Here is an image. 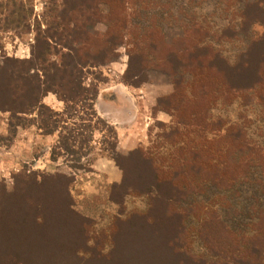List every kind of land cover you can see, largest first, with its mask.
<instances>
[{"label":"rangeland","instance_id":"obj_1","mask_svg":"<svg viewBox=\"0 0 264 264\" xmlns=\"http://www.w3.org/2000/svg\"><path fill=\"white\" fill-rule=\"evenodd\" d=\"M15 1L29 10L30 29H17L15 23L5 30L6 16L0 14V66L5 58L32 59L37 34L41 30L45 35L63 2ZM126 5L129 31L124 43L96 68L84 69V85L98 86L95 110L107 109L101 98L97 103L101 92L119 85L128 90L118 114L124 123L120 127H125L121 134L125 147L119 146L115 127L102 118L115 129L118 157L112 151L110 128L98 125L92 135L90 123L75 118L76 126L68 127L86 130L80 133L87 156L63 153L53 161L58 133L56 142L44 147L34 136L35 114L12 119L9 112L0 111V207L5 216L0 231L6 234L2 238L6 246L0 239V256L24 248L37 229L35 220L48 216L43 239L35 241L44 248L43 254L29 264H112L89 255L74 259L71 250L81 240L66 211L64 189L68 187L73 209L94 223L93 235L105 232L116 218L137 222L133 216L149 212L151 198L160 197L153 166L144 161L150 159L153 165L161 164L166 175H178L180 216L174 217L180 246L175 252L180 254L167 255L165 250L166 257L160 259L151 250L154 243L137 239L128 229L135 240L124 239L132 248L116 252L119 264H246L251 239L264 227V0H128ZM99 12L108 15L109 6L101 2ZM86 30L105 35L108 24L101 21ZM150 33L163 42L156 54L146 50L141 61L132 57L128 38L145 45ZM164 44L171 47V54ZM11 121L20 126L13 130ZM101 159L121 171L119 181H113L108 169H100ZM56 175L71 183L52 180ZM160 189L161 196L173 193L168 184ZM157 207L161 211L165 204ZM15 238L17 247L11 243ZM89 243L94 254L115 251L109 243L99 247Z\"/></svg>","mask_w":264,"mask_h":264},{"label":"trees","instance_id":"obj_2","mask_svg":"<svg viewBox=\"0 0 264 264\" xmlns=\"http://www.w3.org/2000/svg\"><path fill=\"white\" fill-rule=\"evenodd\" d=\"M101 2L109 6L108 15L102 16L100 14L99 6ZM127 3L128 0H63L62 10L56 15V20L49 27V30L43 32L45 35L42 34L41 30L37 34L36 47L34 48L37 49L32 53V59L15 60L5 58L0 66V111L9 112L12 119H18L22 114H35L33 125L37 127L42 135L49 136L58 133V144L51 151L53 161H56L63 153L71 156L80 154V159L87 156L83 154L85 141L81 139L83 134L80 133V130H86L79 127L75 132L74 129L71 131L68 127L69 125L76 126L75 118L82 123L89 122L92 135L96 130H99L98 125L110 128L114 135L112 151L117 157L119 156L116 152L118 143L115 129L108 125L95 110V102L99 94L98 86L86 87L84 85V69L96 68L97 65L102 64L109 58L108 55L113 50L124 43V39L128 35L124 33L129 31ZM0 11L1 15L6 16L4 20L5 30H10L15 23L17 29L21 27L25 32L30 29L29 24H27L29 10L26 11L23 4L18 5L15 0H8L0 4ZM101 21L108 24L105 35L86 30V28L93 27ZM52 27L67 35L65 37L63 35L58 36L56 30L55 33L51 30ZM145 43L146 46L139 39L131 40L128 38L127 45L132 47L131 56L138 57L141 61L146 50L156 54L159 44H163L161 39L158 41L155 39L153 33H150ZM51 44L56 45V47L60 46L62 49L58 50ZM163 46L166 48L165 50L171 48L169 45L164 44ZM169 53L171 54L172 51L170 50ZM112 57H115V55H112ZM55 58L57 60L52 61ZM31 70L34 73H31ZM49 94L54 95L63 103L64 108L61 111L44 103V98ZM178 117L181 120L183 119L181 115H178ZM9 125L14 130L20 126V123L14 124L11 121ZM112 159L120 169H123L118 163V158L112 157ZM144 161L153 166V183L154 186H157V189L159 188L158 194L160 197L151 198L149 212L133 216L137 222L134 220L123 221L116 218L106 231L100 234L94 233L93 235L91 227L94 223L73 209L74 204L66 186V189H64V192L68 195V198L66 197L68 202L66 211L75 221L74 224L81 240L80 245L71 250L74 259H85V256L89 255L92 258L96 256L105 259L109 263L119 264L118 258L115 257L116 252L125 248H132L128 241L135 240L129 237L128 229L136 234L137 239L141 241L143 239L150 240L152 244L154 243L151 244V250L157 251L160 259L166 257L165 250L168 252L167 255L178 254V252H175V250L180 249L177 235L178 226L174 217L176 215L180 216L176 210L177 197H181L180 184L176 180L178 175H166L161 164L159 166L153 165L150 159ZM60 178L64 181L68 179L61 175L51 177L52 180H59ZM44 179L46 178L44 177ZM28 180H34V178ZM67 181L68 184L71 183L69 179ZM164 184L171 186L173 193L170 196L166 194L161 196L160 188ZM186 188H188L187 185ZM149 191L148 194H150ZM165 200L171 201L165 203ZM158 203L165 204L161 211L158 210ZM3 212L4 208L0 207V220L2 223L5 218ZM48 218V216H43V221L35 220L37 229L34 230L32 238L28 237L24 241L25 247L20 250L23 253L11 248L12 251L10 250L0 256V264H29L28 261H33L35 256L43 254L44 248L35 244V241L43 239L41 233L50 223ZM11 228L8 227L7 229ZM223 230L231 234L228 229L223 228ZM258 230L253 240L251 239V246L247 251L251 259L246 264H264V233L261 232L264 227ZM0 235L2 244L6 246L5 240L2 239L6 234L0 231ZM90 241H93L97 246L109 243L115 251L104 255L105 257L101 254H94L90 247ZM11 243L16 246V238ZM129 256L133 258L130 254H128Z\"/></svg>","mask_w":264,"mask_h":264},{"label":"crops","instance_id":"obj_3","mask_svg":"<svg viewBox=\"0 0 264 264\" xmlns=\"http://www.w3.org/2000/svg\"><path fill=\"white\" fill-rule=\"evenodd\" d=\"M127 91L128 90H126L125 87H120V85H119L116 88H112L111 92H105V93L101 92V95H100L97 103L99 102V100L101 98V100H103V102L107 105V109L104 111H98L97 106H96V110L98 112V115L101 118L105 119L108 123L113 125L115 127V129L117 130L120 147H125L124 141L121 140V134H122V131L125 127H120V126L124 125V123L119 120L118 114L121 113L120 110H123V108L120 105H122L124 103V101L122 99H125V97H123V96L125 94H127ZM105 95H108L109 97L104 99ZM121 100H122V103H121ZM126 101H129V100H127V98H126ZM44 103H46L47 105H49L52 108L59 110V111H61L64 108L63 103L60 102L52 94H49V95H47V97L44 98ZM129 106H130V102L127 104V107H129ZM135 110L136 109H135L134 105H131L129 111L132 112V116H134ZM37 132H38V130L36 129L34 136H36L37 140H39L38 143H40L44 147L48 146V148H49L50 145H52L56 142L57 134L44 136V135H41L40 132L39 133H37ZM10 150L12 151L13 147ZM97 164L101 165L100 169H102V168L108 169V173L111 175L113 174V176L115 177L114 178L115 180H113V181H119V179L121 177V171L118 168H116L112 164L111 161H108V159H101L100 161H98Z\"/></svg>","mask_w":264,"mask_h":264}]
</instances>
